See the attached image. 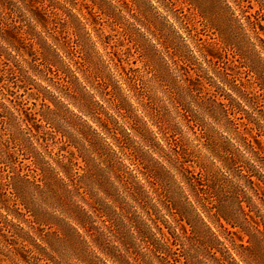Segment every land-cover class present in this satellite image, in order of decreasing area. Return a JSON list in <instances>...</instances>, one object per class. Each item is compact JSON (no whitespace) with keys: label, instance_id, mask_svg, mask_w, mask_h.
<instances>
[{"label":"trees","instance_id":"16d2710c","mask_svg":"<svg viewBox=\"0 0 264 264\" xmlns=\"http://www.w3.org/2000/svg\"><path fill=\"white\" fill-rule=\"evenodd\" d=\"M87 1L117 16L113 0ZM185 1L209 39L193 45L185 24L160 40L172 61L141 70L45 34L43 0H0V62L35 106L17 107L0 74V123L28 160L0 148L18 163L0 214L25 251L55 264H264V0H239L240 15L223 0L220 19Z\"/></svg>","mask_w":264,"mask_h":264},{"label":"rangeland","instance_id":"374dc122","mask_svg":"<svg viewBox=\"0 0 264 264\" xmlns=\"http://www.w3.org/2000/svg\"><path fill=\"white\" fill-rule=\"evenodd\" d=\"M43 1L37 6L43 8L49 5V24L46 28L37 25L38 29H46L45 34L47 32L55 33L61 43H66L67 49L75 51V55L91 50L105 54V58L113 68L118 66L121 69V66L124 65L126 68L149 70L160 63L159 54H164L171 62L169 56L171 51L164 49L160 40L163 35L174 36L175 29L188 35V28L184 26L185 24L189 25L190 33L193 35V40H191L193 45H196L197 41L203 45L206 43L204 40L209 39L210 36L207 28H203L202 21L196 15L195 10L185 0H113L117 6L115 9L117 16L114 18L102 14L96 15L98 14L96 7L94 8L87 0ZM195 1L205 9H209L210 13L219 16L220 19L223 0ZM226 1L232 6V11L236 15L241 14L239 0ZM246 2V0H242L240 5L243 4L242 7L248 9L245 6ZM250 11L254 12V9H250ZM72 13L78 15L82 19V23L75 20ZM50 40L53 41L51 38ZM6 68L4 63L0 62V74L4 72L5 78L1 85L4 86L7 96L17 107H21L23 104L34 108L33 99L28 94L29 90H25V87L18 84L19 82H13L12 79L6 77L8 75ZM210 74L214 75L212 70H210ZM7 102L9 101L7 100ZM194 107L198 112H206V108H199L196 104ZM183 115L185 118L183 117L184 120L181 122L184 124L183 128L187 129L186 123H192L193 115L190 111ZM236 119L240 127L243 128L242 119ZM210 122L221 129L213 119H210ZM1 147L17 156L24 164L28 163V160L22 158L21 151L17 150L11 131L0 123ZM17 164L12 163V166ZM12 166L3 162L0 152V183L5 181L8 174H12ZM4 224V218L0 214V264H55L48 256L33 246H30L31 252L25 251L27 248L24 249L22 241L16 239V234L10 232L4 227ZM22 224L28 228L26 223ZM39 241L41 240L39 239Z\"/></svg>","mask_w":264,"mask_h":264}]
</instances>
